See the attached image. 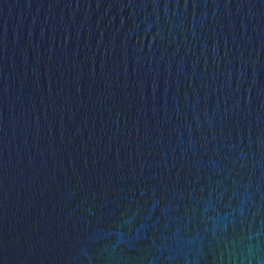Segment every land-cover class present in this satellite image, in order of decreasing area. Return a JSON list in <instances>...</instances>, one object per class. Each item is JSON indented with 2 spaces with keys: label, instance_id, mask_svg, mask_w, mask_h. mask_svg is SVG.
<instances>
[{
  "label": "water",
  "instance_id": "water-1",
  "mask_svg": "<svg viewBox=\"0 0 264 264\" xmlns=\"http://www.w3.org/2000/svg\"><path fill=\"white\" fill-rule=\"evenodd\" d=\"M0 264H264V0H0Z\"/></svg>",
  "mask_w": 264,
  "mask_h": 264
}]
</instances>
